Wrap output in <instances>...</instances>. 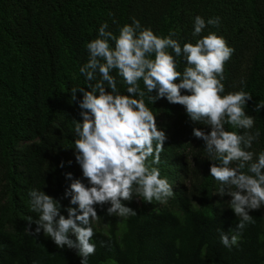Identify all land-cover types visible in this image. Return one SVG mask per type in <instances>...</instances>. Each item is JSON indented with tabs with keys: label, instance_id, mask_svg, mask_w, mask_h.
Here are the masks:
<instances>
[{
	"label": "trees",
	"instance_id": "1",
	"mask_svg": "<svg viewBox=\"0 0 264 264\" xmlns=\"http://www.w3.org/2000/svg\"><path fill=\"white\" fill-rule=\"evenodd\" d=\"M196 16L206 22L218 16L220 24L207 25L194 37ZM132 17L158 36L174 31L181 46L209 32L226 40L235 51L224 66L223 94L251 93L245 111L255 117L251 131L260 135L248 150L264 151V108L255 111L264 101V0H0V264H81L76 249L58 248L42 230L37 236L26 232L29 217L39 218L28 192L36 188L58 200L66 218L67 208L76 207L65 197L71 183L66 174L87 180L75 160L73 119H81V110L71 90L86 88L80 68L100 25L106 21L118 35ZM176 63L183 72V58L176 57ZM112 75L127 94L122 78L115 70ZM139 85L146 91L142 80ZM76 95L82 99V93ZM144 99L167 135L160 163L152 165V157L147 163L167 177L175 195L148 203L134 193L133 201H124L134 216H109L110 205L97 206L96 251L88 264H264V206L250 212L254 223L237 245L229 249L221 243V231L235 229L239 218L229 208L231 198L218 194L221 185L209 175L204 141L192 135L194 127H210L193 123L183 106L166 98L154 104L147 95ZM36 227L31 224L33 231Z\"/></svg>",
	"mask_w": 264,
	"mask_h": 264
},
{
	"label": "clouds",
	"instance_id": "2",
	"mask_svg": "<svg viewBox=\"0 0 264 264\" xmlns=\"http://www.w3.org/2000/svg\"><path fill=\"white\" fill-rule=\"evenodd\" d=\"M131 19V24L119 28L118 35L108 30L106 21L100 25L96 38L86 45L89 57L80 68L90 90H71L72 101L81 110V119H73L75 160L87 180L85 184L72 173L66 174L71 183L65 197H70V204L76 207L67 208L66 218L58 200L33 188L28 195L31 210L39 218L32 221L29 217L26 232L37 236L42 230L58 248L76 249L81 264H88V257L96 251L92 222L99 218L97 206L103 209L110 205L106 209L109 216H134L136 211L124 203L133 201L134 193L148 203L154 199L164 202L175 195L167 177H161L159 168L147 163L149 157L153 158L152 165L160 163L167 140L145 103L147 95L153 104L166 98L171 104L183 106L193 123L210 127V131L194 127L192 135L204 141L211 162L209 175L221 185L218 194L231 198L229 208L239 218L235 229L220 234L221 243L231 249L240 241L245 227L254 223L250 212L264 206V151L257 154L248 150L260 135L258 130L251 131L255 117L245 111L252 95L243 90L223 94L224 66L235 50L215 32L195 44L181 46L173 39L174 31L158 36L151 27L142 26L135 17ZM219 24L218 16L207 22L196 16L193 36H200L207 25ZM110 41H114V47ZM176 57L186 62L183 72L177 71ZM113 70L127 85V94L118 89ZM141 80L146 91L140 88ZM77 92L82 93V99H77ZM261 108L264 101L255 105V111ZM225 124L244 131L226 130ZM233 162H237L236 167L231 166ZM246 167L247 172L242 171ZM32 223L37 225L34 231Z\"/></svg>",
	"mask_w": 264,
	"mask_h": 264
}]
</instances>
